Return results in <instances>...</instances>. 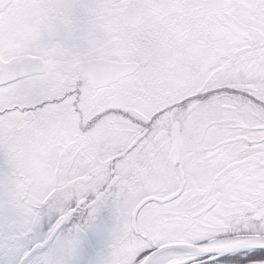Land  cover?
Returning a JSON list of instances; mask_svg holds the SVG:
<instances>
[{"label":"flooded vegetation","instance_id":"1","mask_svg":"<svg viewBox=\"0 0 264 264\" xmlns=\"http://www.w3.org/2000/svg\"><path fill=\"white\" fill-rule=\"evenodd\" d=\"M97 36L121 57L81 56ZM98 61L136 66V99L114 107ZM35 81L46 99H0V264L264 237V0H0V97Z\"/></svg>","mask_w":264,"mask_h":264},{"label":"rangeland","instance_id":"2","mask_svg":"<svg viewBox=\"0 0 264 264\" xmlns=\"http://www.w3.org/2000/svg\"><path fill=\"white\" fill-rule=\"evenodd\" d=\"M7 11L8 9L4 10L1 16H8ZM6 25H9L8 22L3 20L1 25L2 30L6 29ZM1 49L3 57L7 60L5 62L9 64L16 63L25 58L26 50L30 52L28 48L25 50L24 46L20 47L13 40L3 42ZM78 51L81 56L88 57L107 56L120 58L122 55L120 44L117 45L115 41H113V38L108 36H97L90 45L81 46ZM136 90L137 87L131 81L115 84L109 93V95L113 96V106L124 107L127 101L136 99ZM47 92L48 90L44 88L42 83L35 81L34 83L19 84L11 89H2L0 99H18L19 106H26L32 99H46ZM9 96L10 98H8ZM117 137L118 134H115L114 140H116ZM262 256L263 255L255 252H245L233 254L225 258H199L188 264H264V262H262V260L264 261V257ZM172 264L177 263L173 262Z\"/></svg>","mask_w":264,"mask_h":264},{"label":"water","instance_id":"3","mask_svg":"<svg viewBox=\"0 0 264 264\" xmlns=\"http://www.w3.org/2000/svg\"><path fill=\"white\" fill-rule=\"evenodd\" d=\"M104 63V62H103ZM99 66H92V71L95 72L94 75H89L92 81V84L95 85L96 88H103L106 85L117 82L121 78H124L128 75L134 74L136 71V66L129 65L126 66H111L108 64ZM140 101L136 102V105L139 104ZM248 163H241L235 166H243ZM230 241V243L226 246L222 247H214L211 246L214 243L212 242L205 245H169L164 246L152 254H150L144 261L140 264H152L155 260L162 256L167 255H178V256H192L196 259L199 258H225L227 256L250 252V251H264V237H254V236H244L238 237L234 239H227L218 242ZM232 241V242H231ZM36 254L35 252L30 256ZM29 256V258H30ZM27 258L22 264H25L29 261ZM192 262V261H191ZM190 263V262H189ZM188 264V263H187Z\"/></svg>","mask_w":264,"mask_h":264},{"label":"bare ground","instance_id":"4","mask_svg":"<svg viewBox=\"0 0 264 264\" xmlns=\"http://www.w3.org/2000/svg\"><path fill=\"white\" fill-rule=\"evenodd\" d=\"M232 242V241H231ZM230 243V241H225V242H217L212 244L211 246L214 247H222L226 246ZM195 258L192 256H178V255H167V256H162L155 260L152 264H172L173 262H176L177 264H187L191 261H193Z\"/></svg>","mask_w":264,"mask_h":264},{"label":"trees","instance_id":"5","mask_svg":"<svg viewBox=\"0 0 264 264\" xmlns=\"http://www.w3.org/2000/svg\"><path fill=\"white\" fill-rule=\"evenodd\" d=\"M250 252H255L257 254H261V255H263L262 257H264V251H250ZM243 253H245V252H243ZM259 261H261V260H259ZM262 262H264V261L262 260Z\"/></svg>","mask_w":264,"mask_h":264}]
</instances>
